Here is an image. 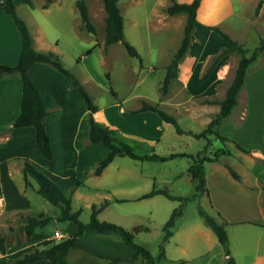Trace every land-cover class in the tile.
<instances>
[{"label":"crops","instance_id":"0c3cea01","mask_svg":"<svg viewBox=\"0 0 264 264\" xmlns=\"http://www.w3.org/2000/svg\"><path fill=\"white\" fill-rule=\"evenodd\" d=\"M44 1L45 0H37V6H39L44 14L51 13L54 9L62 10L63 5L61 0H51L46 6H43ZM170 1L171 0L154 1L155 3L151 5L147 12V19L145 20L146 26L148 25L151 28L159 30L161 28H166L168 24H177L180 22L182 23L183 20L185 21L186 13L184 12L174 14L167 13L165 7L170 3ZM177 1L190 2L191 0ZM138 2H140V0H118V6L123 18L124 16H128L127 13H125L127 12V9L129 7L134 8ZM257 2L258 0L200 1L196 10L191 41L186 53L179 62L177 75L184 87L188 89L193 97L204 96L202 97L203 100L207 98V93L205 95H202L201 91H198L197 93L196 87L192 84L194 74L196 72H200V70H205V65L207 64L209 58L217 54L218 51L224 47V42L218 39V34L209 26L216 25L220 28H224L223 22L225 21V18L233 14V9H239V7L236 6L238 3L242 6L240 7V10L245 13V15L246 13L248 14L246 15L245 21L249 23L250 27L256 30L257 33L261 34L264 31V1L259 9V12L255 13L254 9ZM15 3L17 13L24 19L28 28L29 19H34L32 16L33 13L30 9L35 8L33 4L36 5V3L32 0L30 3H27L25 0H15ZM22 4L26 5L25 9H23ZM28 7L30 9H28ZM72 7L77 8L75 2ZM75 8L73 9L75 10ZM87 8L89 17L94 24L88 4ZM102 11L105 17L106 12L103 5ZM23 12H26V16L23 15ZM43 20H46V22L50 24L47 18ZM43 23L44 21L42 23L37 22L38 28L35 31H32L31 27L28 28L33 47L37 50H51L60 56L64 51V48L61 47L58 37L56 38L53 35L48 36L45 34V29L42 27ZM53 24H51V26H53ZM124 27L125 25L123 21V28ZM71 30H73L74 34L77 32L78 36H80V31L86 30L82 27L80 14L78 20L72 21ZM225 30L228 31L227 29ZM126 39L128 40L127 37ZM233 39L237 40L236 38ZM196 40L200 41L201 44L197 41L198 46L195 45L194 42H196ZM102 41L104 43V37ZM210 41H212L213 44H211ZM237 41L243 44V39H239ZM217 42L219 43V46ZM216 46H218V49L215 48ZM175 49L173 50V53ZM20 52L21 38L19 29L13 17L5 10L0 9V63L9 65L16 64L19 59ZM263 54L264 49L257 57L261 55L260 57L262 58ZM226 56L227 57L216 63L207 76L202 77H206L205 79L208 80L210 84L209 87L211 89L214 85H221L223 79H225V74L228 73V67L230 68L231 63L230 59L233 58V55L227 54ZM29 74L38 86L48 109L44 122L46 130L49 134L53 157L51 159H47L39 151L35 142L34 129L32 126L9 127L11 121L20 111L22 87L20 78L17 74L1 76L0 224H3V218L12 215L15 212L20 211L25 214L40 212L38 211V208L35 209L34 205L31 203V199L25 193L27 184H25L22 166L23 159L27 157L40 164L52 174L61 177L57 181L61 188L70 195L71 208L72 202L74 201L73 199L83 201L86 207H90V211L92 204H99L104 199H108V203L100 209L98 215H101L103 210L108 208V206L112 203H116L117 207L119 206L121 210L120 212L115 211L112 214H109L111 215L110 217L102 216L101 219L116 221V223L118 222V224L122 226L124 225L126 228L136 226V224L131 225L127 223L124 219L125 217L123 216H126L129 210H126L125 213H123V205L129 201L137 202L138 205H141L142 200H152V198L157 194L144 198H141L140 196L152 187H161L157 185L159 183H168L170 177L165 179L161 173L152 175L153 173L143 170L142 165L144 164L141 163L142 159H135L137 161L127 162L125 159L117 158V156L121 155L115 156L99 174L93 173L98 161L108 153V148L100 141L89 142L87 140L88 108L82 96L77 89L70 85L67 78L49 63L40 61L34 62L29 68ZM243 87L244 85L240 88V90H242ZM202 90L205 92V88ZM212 92L213 90L210 91V93ZM224 92L225 89L222 95L217 98H221L224 95ZM213 98L208 99L211 100ZM118 100L119 99H115L112 103H110L108 105V109L103 107L100 108L98 106L97 110L93 114L94 118L112 128H115L123 141L139 144L143 143L149 148V150L156 153H158L156 151V147L164 145L166 150L162 151L163 154H158L167 155L170 152L189 153V151H186V149L181 146L183 142L186 141L185 143H187V138H183L182 136L183 133L187 132H162L168 130V125L171 123L163 120L155 111L140 110L143 101L140 103L136 102L134 104L131 103L125 105L121 102V100ZM238 101L239 100L237 98V103ZM202 104L203 106H201L199 111L196 112V116H203V120H205L204 122L207 123L213 115L218 112L219 105L212 101H205ZM179 105L180 104L178 102H170L168 104L165 102L161 103L162 108L177 118L180 116H184V118H191L189 116V110L187 108H181V110ZM241 113H243L242 110ZM205 114H207V116L204 119ZM254 137L259 140L258 145H253L252 143H247L240 139L237 142H239L245 150H242L235 145L233 151L229 149L230 154L221 156V161H208V163L213 167L211 168V173L222 172L227 174L226 171L229 172V170L225 166L224 162L229 163L233 169L235 168L234 170L238 172L240 178H234L229 172L231 176H228L225 180H229L237 185L239 187V192H243L247 189L249 192L252 191V194H250L251 199H249V201H252L253 205H251L249 214H239L240 204L242 201H247V199H238L237 203L235 202L234 204H229L232 202L230 201L231 199L239 196H232L227 193V190L223 191L216 189L213 191L209 188L207 172H204L207 191L203 192V194L207 195L212 207L217 209V214L219 213V216L227 221L226 225H233L235 223L248 225L253 224L257 228L264 230V220H262L264 219V189L262 188L264 185V132H255ZM185 143L182 145L184 146ZM102 152L104 153L102 154ZM231 155H233L234 161L230 159ZM176 157L186 158L187 156L183 155ZM170 159L175 158L173 157ZM168 160L169 159L164 161ZM190 161V158L189 160H185V169L183 173L178 171L172 175L174 180L183 178L188 179L191 177L187 171ZM138 164L140 166H137ZM68 168H73L77 176L80 177L83 182L78 184L74 178L69 177L66 171ZM108 177L118 178L116 181H120V178H124V180L128 179V181L123 182L122 180L120 183L110 184L107 182ZM145 177L148 178L146 179ZM190 181L194 183L192 177L190 178ZM150 183L152 186L147 190L146 185H149ZM29 186L34 188L32 185ZM78 208L82 209L83 207L78 206L73 209ZM57 213L55 212L51 215H56ZM52 221H56L60 223V225L61 223H64V221L56 219H53ZM70 222L74 225L65 223L63 227H60V229V225L57 224L55 225V229L52 231L44 229L40 232L35 231L24 242L7 247L5 252H0V264L4 263L8 258L20 256L24 252L32 250L34 247H38L40 245L42 246L44 242L51 238L59 239L63 235L74 234L77 231L78 226L76 223L72 221ZM194 228L199 234H209L199 225H196ZM76 242L79 247L69 250L67 254V259L70 264H116L123 262L126 264L133 262L131 259L135 253V249L128 245L117 233L113 231L99 232L95 229H86L82 233L76 235ZM104 257L121 259L118 261H110ZM230 258L231 256L227 257V259ZM171 261L175 260L173 259ZM180 261L181 264H185L186 259H180ZM23 264H51V262L48 259L42 258Z\"/></svg>","mask_w":264,"mask_h":264},{"label":"rangeland","instance_id":"374dc122","mask_svg":"<svg viewBox=\"0 0 264 264\" xmlns=\"http://www.w3.org/2000/svg\"><path fill=\"white\" fill-rule=\"evenodd\" d=\"M32 1L36 3V5L33 4L35 8L30 9L28 7V9L33 13L34 19H29L28 28L31 27L32 31H35L38 28L37 22L42 23L44 21L42 27L45 29V34L58 37L61 47L64 48L59 57L64 65L81 81L97 106L108 109V105L115 99L121 100L125 105L136 102L140 103L142 101L156 103L160 106L162 102L166 104L178 102L180 109L187 108L191 117H178L177 122L181 127L192 131H200L206 126L208 122H204L203 116H196V112L199 111V108L203 106L202 103L205 102L202 99L204 96L193 97L179 80V77L171 79L165 93L160 90L166 72V65L170 61L173 50L178 46L183 35L184 20L182 23L168 24L166 28L157 30L148 25L146 26L145 23L147 12L151 5L155 3V0H140L134 8L129 7L127 9L125 13L128 16H124L123 18L125 25L123 29L125 36L136 46L142 57V65H140L138 59L129 55L120 41L108 45L103 43L105 22L102 11V0H85L90 7L96 32L91 33L82 30L79 33L80 36H78L77 32L74 34L73 30H71L72 21L79 19L77 8L72 7L74 6V0H61L63 5L62 10L54 9L51 13L45 14L37 6V0ZM22 6L25 9L26 5L22 4ZM236 6L239 9H233V14L225 18L223 22L224 28L222 29L224 31L227 29L226 33L237 40L243 39V45L252 49L257 45L259 37L264 36V31L259 34L250 27L249 23L245 21L248 14L246 13L245 15L240 10V7H242L240 4L237 3ZM23 15L26 16V12H23ZM45 18L49 20L50 24L46 20H43ZM217 37L224 42V47L228 45L221 37L218 35ZM197 41L194 44L198 46V42L200 41ZM210 43L213 44L212 41ZM218 46L215 48L218 49ZM229 54L233 55V58L230 59V68L228 67V73L225 74V79H223L221 85H214L211 89L208 80L205 79L206 77L202 78L207 76L204 71H206L214 56L209 58L205 65V70H200V72L194 74L192 84L196 87L197 93L198 91H201L202 95L207 93V98H217L222 95L224 89H226L225 87L232 80L239 56L236 51H231ZM260 56L248 65L243 84L244 87L240 90L239 95L237 94L239 100L236 104L237 106L235 105L230 114L217 127L219 133L226 136L227 140L223 143L211 134L209 136L211 140L210 147L208 148L209 152L220 146L228 147L233 151L235 143L240 139L247 143L258 145L259 140L254 137V133L264 132V54L262 58ZM225 57L227 56L224 55L221 59ZM204 88L205 92L202 90ZM211 90H213L212 93H210ZM241 110L243 113H241ZM206 116L207 114L204 115V119ZM168 126L169 129L162 132H176L173 125L169 124ZM182 136L183 138H187V143H185L186 141L183 142L185 143L184 146L182 145L183 143L181 144L182 148L193 154L202 149L207 142L204 137H195L188 133H183ZM128 143L134 145L132 142ZM165 150L166 147L164 145L156 147L158 153L163 154L162 151ZM135 151L143 152L145 151V147H135ZM117 158L125 159L127 162L137 161L135 160L136 158L129 156H117ZM174 158L168 161L142 159L141 163L144 164L142 165L143 170L153 173L152 175L161 173L165 179L170 177L168 183L162 182L157 185L161 187L166 186L171 192L181 194L182 196H189L190 199L180 201L169 199L163 194H157L152 200H142L141 205L133 201H129L123 205V213L129 210L128 214L123 216L127 223L131 225L142 224L148 227L147 230L137 232L134 235V240L150 251L151 255L155 258L154 264H181L180 259H186L185 264H226L228 256L233 257L235 264H264V230L257 228L253 224L235 223L233 225H226L227 222H225L224 227L229 239L226 245L221 244L216 234L205 225L199 213V208L211 214L216 220H221L222 218L217 214V209L212 207L207 195L200 193L199 196H193L195 188L194 183L190 181L191 177L177 180L172 178V175L176 172H184L185 160H189L188 157ZM230 159H234L233 155H231ZM137 166L140 165L138 164ZM203 166L204 172H207L209 188L213 191L216 189L227 190V193L230 195L239 196L231 199L230 201L232 202L229 204L237 203L238 199H247V201H242L240 204L239 214H249L251 205H253L252 201H249L252 191L249 192L247 189L239 192L237 185L229 180H225L228 176H231L228 171H226L227 174L222 172L211 173V168L213 167L207 161L203 163ZM117 179L115 177H108L107 182L114 184L120 183L122 180L123 182L128 181V179L124 180V178L116 181ZM31 182L35 185L34 179H31ZM151 186V183L146 185V189L148 190ZM25 193L31 199V203L35 209H39L38 211H43L47 214L59 211V208L39 194L35 187L32 188L27 185ZM73 200L72 209L82 206L83 211L81 210L79 219L86 222L89 219L90 207H86L83 201ZM178 206L181 209V214L176 219L174 233L163 242V225L171 211ZM120 210L121 208L117 207L116 203H112L108 208L103 210L101 215L97 214V216L99 219L102 216L110 217L111 215L109 214L115 211L120 212ZM18 214L15 212L3 218V224H0V231L8 234H17V231L11 232L9 226L11 225L16 228L23 222L22 215ZM32 214L36 213L32 212ZM65 223L74 225L67 220L61 223V225L56 221H49L43 227L37 228L36 231L40 232L43 229L52 231L55 229V225L59 224L60 228ZM196 225L201 226L209 234H199L194 228ZM20 235L23 234L20 233ZM161 243L164 247V255L156 259ZM38 247H41V245ZM173 259L175 261H171ZM116 264H125V262ZM126 264L146 263L145 260L137 258L135 261L133 260V262Z\"/></svg>","mask_w":264,"mask_h":264},{"label":"trees","instance_id":"16d2710c","mask_svg":"<svg viewBox=\"0 0 264 264\" xmlns=\"http://www.w3.org/2000/svg\"><path fill=\"white\" fill-rule=\"evenodd\" d=\"M30 3L31 0H25ZM51 0H45L43 6H46ZM201 0H191L190 2H179L177 0H171L166 6V11L169 14L185 12L186 20L184 24L183 36L178 47L175 49L170 61L166 65V72L160 86V90L165 93L171 79L177 77L178 66L181 58L186 53L190 41L191 34L194 28L195 15L197 7ZM264 0H258L254 12L258 13L259 9ZM105 9V36L104 43L108 45L113 42L120 41L127 51V53L133 57H136L142 65V57L137 50L136 46L126 39L123 29V16L118 6V0H102ZM76 7L79 10L82 27L89 32H95L94 24L92 23L87 4L85 0H75ZM0 9L5 10L10 14L20 32L21 38V52L19 59L16 64L9 65L0 63V77L5 75L17 74L21 81L22 93L20 99V111L16 117L11 121L9 127L27 126L30 125L34 129L35 142L39 151L47 159L53 157V150L50 143L49 134L45 127L44 118L48 113V109L45 100L36 85L35 81L29 74L30 66L37 61L49 63L59 72H61L69 81L70 85L77 89L82 96L83 100L87 104L88 115V135L87 140L89 142L100 141L108 148V153L101 158L95 166L93 173L99 174L102 169L117 155H126L136 159H150V160H166L176 156H187L191 159L187 171L194 180L195 192L193 196H199L200 193L207 191L204 174V162L208 161H221V156L230 154L228 147L220 146L209 152L211 144L210 135H214L217 139L223 143L227 140V137L220 134L217 127L221 124L223 119L229 115L231 110L237 104V94L240 88L243 86L248 65L257 58L258 54L264 49V36L259 38L257 45L252 49L245 47L242 43L233 39L226 31L216 25L209 26L213 29L225 42L228 43L227 47H222L220 51L214 55L209 66L206 69L208 75L211 69L214 68L216 63L224 56L229 54L231 51H236L239 56L234 69V74L230 84L226 87L223 97L208 99L205 101H212L219 105L218 112L213 115L206 126L200 131H192L181 127L177 122V117L167 112L165 109L157 105L156 103H150L143 101L140 110H152L155 111L163 120L171 123L177 132H187L195 137H204L206 143L202 149L196 153L187 152H170L167 155L158 154L144 145L143 143H134V145L123 141L115 128L108 126L107 124L98 121L94 118V112L98 106L93 102L90 94L81 83V81L75 76V74L67 68L61 58L53 51L37 50L32 45L31 35L27 28L24 19L17 13L15 0H0ZM112 91V90H111ZM113 93V91H112ZM115 94V93H114ZM235 145L245 150L239 143ZM144 146L145 152L135 151V147ZM229 172L234 178L239 179L240 175L236 172L233 167L224 162ZM67 175L76 180L78 184L82 183L83 180L77 176L73 168H68ZM22 172L25 180V184L32 185L36 191L45 197L50 203L56 205L59 211L56 215H51L40 211L36 214H25L23 212H17L18 215H22L23 222L16 228L9 226V230L12 232L17 231V234H8L0 231V252L3 253L7 247L24 242L27 240L37 228L43 227L49 221L53 219L59 221H72L77 224V231L72 235H63L59 239L51 238L44 242L41 247H34L32 250L24 252L20 256L14 258H8L2 264H23L27 262H33L37 259H48L51 264H70L67 259L69 250L79 247L76 242V235L82 233L86 229H95L99 232L113 231L117 233L122 240L128 245L135 249V253L131 260L141 258L145 260L146 264H154L155 258L151 255L150 251L143 245L137 243L134 240V235L141 231L147 230L148 227L142 224L126 228L116 222L99 219L97 214L107 203L108 199H104L99 204H92L89 219L83 222L79 219L81 208L73 210L71 208L70 195L65 192L58 183L60 176L54 175L38 163L34 162L29 158L23 159ZM34 179L35 185L31 182ZM264 189V185L262 186ZM161 193L169 199H176L185 201L190 199L189 196H182L180 194L172 193L166 186L163 187H152L147 192L143 193L140 197H149L155 194ZM199 213L202 216L204 223L209 226L212 231L216 234L219 242L223 245L227 244L228 235L224 227V218L216 220L211 214L199 208ZM181 214L180 207L174 208L167 220L163 225V242L173 234L174 226L177 217ZM219 215V213H218ZM22 233L23 235H20ZM164 255V247H160V251L156 256L159 259ZM107 258V257H104ZM110 261H118L121 258H107ZM226 264H234V259L231 257L227 260Z\"/></svg>","mask_w":264,"mask_h":264}]
</instances>
